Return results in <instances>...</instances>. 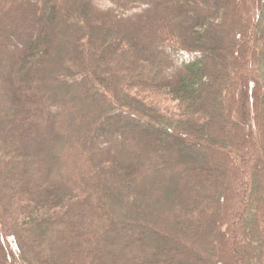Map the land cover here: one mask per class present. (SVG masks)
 <instances>
[{
	"label": "trees",
	"instance_id": "1",
	"mask_svg": "<svg viewBox=\"0 0 264 264\" xmlns=\"http://www.w3.org/2000/svg\"><path fill=\"white\" fill-rule=\"evenodd\" d=\"M0 264H264V0H0Z\"/></svg>",
	"mask_w": 264,
	"mask_h": 264
},
{
	"label": "rangeland",
	"instance_id": "2",
	"mask_svg": "<svg viewBox=\"0 0 264 264\" xmlns=\"http://www.w3.org/2000/svg\"><path fill=\"white\" fill-rule=\"evenodd\" d=\"M143 2V0H141ZM172 103V102H171ZM174 105V104H173Z\"/></svg>",
	"mask_w": 264,
	"mask_h": 264
}]
</instances>
